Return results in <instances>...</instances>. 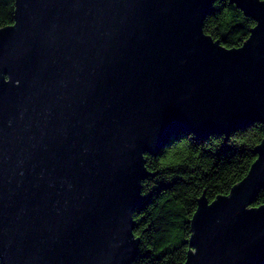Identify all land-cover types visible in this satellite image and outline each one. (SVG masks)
Here are the masks:
<instances>
[{"label":"water","instance_id":"water-1","mask_svg":"<svg viewBox=\"0 0 264 264\" xmlns=\"http://www.w3.org/2000/svg\"><path fill=\"white\" fill-rule=\"evenodd\" d=\"M217 0H15L0 29L1 264H134V211L180 131L264 127V0L237 48ZM229 194L198 199L184 264H264V140Z\"/></svg>","mask_w":264,"mask_h":264},{"label":"trees","instance_id":"trees-1","mask_svg":"<svg viewBox=\"0 0 264 264\" xmlns=\"http://www.w3.org/2000/svg\"><path fill=\"white\" fill-rule=\"evenodd\" d=\"M15 0H0V29L12 25ZM256 25L228 0L210 7L204 31L228 48H237ZM264 140V127L254 123L229 138L213 134L199 138L188 131L172 136L156 157L146 155L155 175L142 184V203L134 211V233L140 238L134 264H184L190 250L191 219L205 192L213 201L229 194L249 172L256 159L253 149ZM264 203L260 191L253 206ZM1 264V262H0Z\"/></svg>","mask_w":264,"mask_h":264}]
</instances>
